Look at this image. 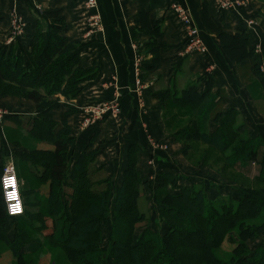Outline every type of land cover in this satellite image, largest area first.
Segmentation results:
<instances>
[{"label": "trees", "instance_id": "1", "mask_svg": "<svg viewBox=\"0 0 264 264\" xmlns=\"http://www.w3.org/2000/svg\"><path fill=\"white\" fill-rule=\"evenodd\" d=\"M46 15L52 21L50 31L45 30L40 19L36 20L28 53L33 59L28 67L23 55L14 52L7 55L0 49V85L5 82L12 89L26 90L23 96L39 106L35 116L10 114V120L32 138L46 140L51 146L50 149H17L28 160L29 172L49 184L46 212L50 224L42 211L32 214L25 208L23 215H8L0 185V239L13 255L18 260L24 259L42 247L43 240H50L66 255L65 261L57 260L54 264H264V244L251 250L246 243L264 231V187L238 185L237 198L228 195L211 199L203 185H184L185 176L161 172L156 188L160 204L157 225L167 226L161 231L150 227L148 213L144 211L145 179L138 167L137 145L129 149L128 165L113 210L110 206L113 181L104 167L97 165L98 149L89 144L71 165L69 152L73 138L68 117L74 109L67 106L57 130L50 111L62 103L53 95L76 98L81 85L96 72L83 66L75 53L77 42H69L62 35L66 27L62 11L52 10ZM217 34L229 56L241 59L255 55L254 48H249V32L232 36L218 30ZM59 59L63 60L59 62ZM251 70L264 86V71L257 64L251 65ZM159 99L167 114L168 104L181 109L169 115L168 127L175 115L190 113L185 126L172 132L185 148H189L190 141L198 139L220 150L227 166L241 174L245 173L243 168L257 162L261 168L253 181L264 184V161L259 151L262 142L240 133L235 110L226 113L217 110L218 94L211 88L202 93L187 88L181 94L170 89L160 92ZM211 122L216 125L213 131ZM1 173L0 169V178ZM252 219L260 223L253 225ZM108 222L111 224L109 247L102 249L103 228ZM217 225H220L218 231ZM13 227L15 233L10 239ZM138 227H143V231L136 236ZM236 228L240 242L234 245L230 259L225 260L217 252L226 241L234 240L232 232ZM31 231L41 234L42 239H34Z\"/></svg>", "mask_w": 264, "mask_h": 264}, {"label": "crops", "instance_id": "2", "mask_svg": "<svg viewBox=\"0 0 264 264\" xmlns=\"http://www.w3.org/2000/svg\"><path fill=\"white\" fill-rule=\"evenodd\" d=\"M16 1L0 0V45H5L8 53L25 55L37 19L50 31L52 21L47 16L44 18L41 10L46 13L60 9L66 20L62 35L69 42H77L75 53L83 66L96 72L81 85L73 101L76 111L68 117L73 138L69 152L71 165L91 144L98 149L97 165L104 167L113 185L119 188L128 165L129 149L137 145L138 167L148 181L145 189H150L159 173L165 172L185 176L187 185H203L211 199L238 197L236 183L216 181L209 186L190 175L183 145L168 131L169 116L159 93L175 89L181 94L187 88L202 93L211 88L218 94L223 113L229 110L238 113L240 133L262 142L259 151L264 161V113L246 83L252 75L251 65L257 64L264 70V0H246L245 6L229 13L221 12L216 0H95L93 6L88 0ZM175 5L188 10L207 43V53L196 50L193 54L184 53L187 25L180 19ZM14 10L27 19L26 35L6 44ZM253 17L259 24L257 36L251 34L247 25ZM218 30L232 36L249 32V48L255 50V44L260 41L262 50L255 51L253 57L233 58L225 50ZM114 101L120 103L119 115H108L88 127L82 126L89 115L87 108ZM4 102L7 101L0 98V103ZM24 104L30 109H14L12 113L18 117L35 116L38 105L28 99ZM66 110L63 105L51 111L53 120L60 123L58 128ZM0 139L10 144L1 132ZM151 140L161 145L167 143L169 149L155 148ZM252 164L256 167L249 164L242 171L251 176L258 174L260 164ZM45 186L49 191V184ZM261 244L264 237L252 250Z\"/></svg>", "mask_w": 264, "mask_h": 264}, {"label": "rangeland", "instance_id": "3", "mask_svg": "<svg viewBox=\"0 0 264 264\" xmlns=\"http://www.w3.org/2000/svg\"><path fill=\"white\" fill-rule=\"evenodd\" d=\"M13 3H16V0H12ZM247 3H245L243 6H245ZM242 6V7H243ZM41 14L44 16H47L44 10H41ZM17 17L21 19V22L23 26L21 27V31H16L13 29V18ZM48 17V16H47ZM45 18V17H44ZM49 18V17H48ZM50 19V18H49ZM191 19V17H190ZM251 21L254 22L255 27L258 29V21L256 20L255 17L250 19ZM191 21H193L191 19ZM194 24V22H192ZM10 32L8 33L7 36V42L6 44H11L15 43L19 38H24L26 35V30H27V19L25 16L21 15L18 13V11L14 10L13 13L10 15ZM195 25V24H194ZM196 26V25H195ZM37 28V23L36 27L31 35V38L33 34L35 33ZM198 28V27H197ZM199 29V28H198ZM201 36V35H200ZM32 41V39H31ZM204 44L207 47L208 52V46L207 43L203 40ZM5 46V45H4ZM0 45L1 51L5 52L7 55L9 53L7 52L6 47ZM262 48V46H261ZM30 50V49H29ZM29 50H27L26 54H17V52L12 51L15 53V55H23L24 56V63L26 67H28V62L33 59V57L29 56ZM262 50V49H261ZM195 51V50H194ZM193 50L187 51V48H185L184 53L186 55L193 54ZM198 51V50H196ZM256 51V49H255ZM261 52V51H260ZM11 53V52H10ZM63 59H59L58 61H62ZM34 63V62H33ZM262 71H264L261 68ZM249 80H246V83L248 85V88L250 90V93L253 95V98L257 101L261 112L264 113V86L261 84V82L258 80L257 76H255L252 72L251 76H248ZM26 90L21 89V88H15L12 89L11 87L7 86L5 82H2L0 85V98L5 99L3 104L0 103V132L2 135L5 134L7 140L9 141L8 144L6 141H4L3 144L2 140L0 139V169L2 172L3 166L8 163V162H14L15 165L18 168V176L21 184V191L24 199V204L26 210L30 211V213H37L39 211H42L47 219L46 222L48 224L51 223V218L47 216L46 212V204H47V197L49 191H47V188L45 186L46 183L39 181L37 178H35L28 169V160H26L25 156L17 153L16 148H25V149H49L50 145L46 140H36L32 138L26 131H24L21 127H19L17 124H15L12 120H10L9 116L10 114H13L12 111H15L14 109H30V107L25 103V100H27L23 94ZM54 98H59L62 102L61 106H65L67 108L71 107L74 109L73 113H75L76 108L73 106V101L75 98L72 99H67L65 96L60 95V94H55L53 95ZM101 106V105H100ZM167 112L169 115H174L176 114L175 111H180L181 109L176 108L174 105H167ZM96 107H91L87 108L86 111L92 110ZM221 110V107L219 106L217 110ZM37 113L39 112V106H37ZM53 110V109H52ZM51 110V111H52ZM50 111V115H51ZM187 111V110H185ZM121 112V111H120ZM188 112V111H187ZM36 113V114H37ZM183 113V111H182ZM91 114V112L89 113ZM190 113L184 112L183 114H177L175 117L172 119V123L170 124V127L167 126L168 131L173 132L177 128L181 126H185V124L188 122ZM105 117V116H104ZM52 118V117H51ZM53 120V118H52ZM55 121V120H54ZM57 123L56 129L58 130V125L60 124L59 122L55 121ZM84 123V121H83ZM82 123L83 127H88L89 125L95 123H89L87 125H84ZM211 128L210 130H214L216 128V125L214 122H211ZM177 140V139H176ZM192 140V139H191ZM181 142V141H179ZM182 143V142H181ZM190 146L189 148H185L184 144L183 145V154L185 161L188 163L189 167V173L194 177L196 180H203L205 183L209 186H212V183H215L216 181H221V182H226V183H236L237 185H242L244 187H250V188H262L264 187V184H259L253 181L254 176H251V173H238L233 171L229 166H227V163L224 159L223 153L218 150L214 149L211 146L204 145L202 142H200L198 139H193L192 141L189 142ZM160 144V143H158ZM17 145L19 147H17ZM164 148H159V149H169V146L167 143H165ZM234 146V145H233ZM16 147V148H15ZM157 148V146H155ZM230 150V149H229ZM250 166L256 167L254 164L250 163ZM2 174V173H1ZM158 178L155 179V182L153 186L149 185L150 189H145L146 184L148 181L145 179L144 183V196H143V207L144 211L149 217L148 223L152 229L158 230L160 229L161 231H165L167 229L166 224L162 223L159 226L157 225V221L160 219L159 216V209H160V204L157 198V191L156 188L158 186ZM112 179V178H111ZM205 179V180H204ZM123 181V179H122ZM182 184H187L186 178L182 180ZM193 184V183H192ZM198 185V184H197ZM199 186V185H198ZM118 187L113 185L111 194H110V206L111 209L113 210L114 206V199L117 194ZM178 191V190H174ZM189 213V212H188ZM192 213V212H190ZM185 216V215H184ZM35 219H39V217L35 216ZM198 219V218H197ZM40 220V219H39ZM250 223L258 224L260 223L259 220L252 219L250 220ZM38 224V223H37ZM220 225L216 226V230H219ZM14 230H12L9 233V236L12 238L15 233V227H13ZM143 231V227H138L136 228L135 234L136 236H139ZM32 234V237L34 239L41 240V234H38L36 232H30ZM110 235H111V224L110 222L106 223L103 228V241L101 243L102 249H108L109 247V240H110ZM234 240L232 242L226 241L222 247L221 250H218L217 254L221 256V258L228 260L230 259L229 256L231 255V251L234 248V245L236 243L240 242L239 235H238V228L234 229L232 232ZM215 236V235H214ZM217 236V233H216ZM264 237V231L260 233L258 236L251 237L249 238L246 243L248 244L249 249L252 250L253 247L256 246V244ZM44 245L40 247L37 251L28 254L25 256L24 259L18 260L12 253V250L10 249L9 246H7L1 239H0V264H24L26 261L27 263H30L32 261L33 264H54L57 260H66V255L65 253L60 249L59 246H56L52 244L50 240H43ZM68 263V262H67Z\"/></svg>", "mask_w": 264, "mask_h": 264}, {"label": "built area", "instance_id": "4", "mask_svg": "<svg viewBox=\"0 0 264 264\" xmlns=\"http://www.w3.org/2000/svg\"><path fill=\"white\" fill-rule=\"evenodd\" d=\"M217 1V5L218 8L221 12L223 13H229L232 12L238 8H241L245 3L246 0H216ZM88 4L93 6L95 4V0H88ZM176 10L179 13V17L180 19L187 25V39H186V48L187 51H191V50H198L201 53H205L207 50L206 45L203 42L202 37L200 36V32L199 29L197 28V26H195L190 19V15L188 14V10L183 8V7H179L177 5H175ZM248 29L251 32L252 35L257 36L258 35V29L255 27L254 22L249 20L248 23ZM23 26L21 19L14 17L13 18V29L16 31H21V27ZM261 42L258 41L255 44V49L257 52L261 51ZM121 111V107H120V103L118 101H114L112 103H105L102 104L101 106H98L92 110H89V113L91 112V114H89L85 120H84V125H87L89 123H92L96 120H99L101 118H103L104 116H108V115H113V116H117L119 115ZM151 142L153 143L154 147L157 146V148H164L163 145L158 144V142H155L153 140H151ZM5 175L8 176H14L16 178V184H17V188L19 189V198L22 201V207H23V211L19 214H15L12 215L9 213V202L6 200V193L12 191L11 188H5L4 183H3V179L5 177ZM0 185H1V192H2V197L5 203V207H6V211L8 213V215L10 216H20L23 215L25 213V204H24V199H23V195H22V191H21V184H20V180H19V176H18V172H17V167L15 165L14 162H8L3 166L2 169V174H1V178H0ZM14 202V201H13Z\"/></svg>", "mask_w": 264, "mask_h": 264}, {"label": "clouds", "instance_id": "5", "mask_svg": "<svg viewBox=\"0 0 264 264\" xmlns=\"http://www.w3.org/2000/svg\"><path fill=\"white\" fill-rule=\"evenodd\" d=\"M13 181H15L14 187L12 184ZM3 183L5 188L12 189V191L6 193V200L9 202V213L12 215L21 213L23 211V207L22 201L19 198V189L17 188L16 178L14 176L5 175ZM10 193L15 197L14 199L10 198Z\"/></svg>", "mask_w": 264, "mask_h": 264}, {"label": "snow or ice", "instance_id": "6", "mask_svg": "<svg viewBox=\"0 0 264 264\" xmlns=\"http://www.w3.org/2000/svg\"><path fill=\"white\" fill-rule=\"evenodd\" d=\"M12 184H13V187H14L15 186V181H13ZM10 198L14 199L15 197L10 193Z\"/></svg>", "mask_w": 264, "mask_h": 264}]
</instances>
